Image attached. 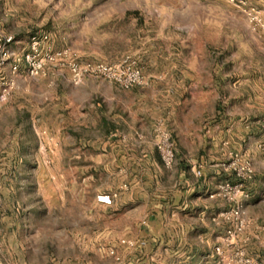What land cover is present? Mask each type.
<instances>
[{"label": "rangeland", "instance_id": "374dc122", "mask_svg": "<svg viewBox=\"0 0 264 264\" xmlns=\"http://www.w3.org/2000/svg\"><path fill=\"white\" fill-rule=\"evenodd\" d=\"M1 22L16 52L45 32L80 60L129 56L148 82L124 89L91 77L80 87L56 69L15 75L0 96V264H264V218L242 238L250 195L243 230L226 240L220 218L224 234L195 260L142 233L159 194L179 188L178 164L166 168L154 145L156 127L174 144L169 127L201 120L206 133L224 120L258 150L264 143V0H0ZM202 149L208 162L209 142ZM248 182L263 199L251 210L263 215L264 169L254 166Z\"/></svg>", "mask_w": 264, "mask_h": 264}, {"label": "crops", "instance_id": "0c3cea01", "mask_svg": "<svg viewBox=\"0 0 264 264\" xmlns=\"http://www.w3.org/2000/svg\"><path fill=\"white\" fill-rule=\"evenodd\" d=\"M90 78L87 77L80 84H74V86L82 87L88 82L89 84L97 82ZM53 108L57 111V104ZM138 113L144 120L146 115H149L144 108H139ZM102 116L105 117L103 113ZM170 131L175 146V162L179 168L176 179L179 188L177 187L169 196L159 194L162 196L157 197V201H154L150 206L151 212H157L147 220L146 229L142 233L148 242H164L166 246L171 247L170 251L176 244L180 245L176 250L180 252V256L184 257L186 261L195 260L196 253L208 245L211 237L215 236L217 240L225 231L226 224L219 223L217 220H220L219 214L228 208V203L219 197L216 191L218 185L223 181L234 180L233 175L222 166L227 161L229 153L239 151L244 158L254 164L257 173L264 169V160L261 159L256 143H253L254 140L249 135L245 140V136L240 133V129L235 123L231 126L224 120L216 121V123L207 126L206 133H204V126L199 120L193 125V128L188 130L169 127ZM135 134L136 137L142 138L141 134L137 132ZM241 138L243 141L238 142V139ZM207 142H209V155L206 158L208 162L203 161L204 156L200 154V150H203L202 148ZM255 186L252 182H248L246 187L250 193L246 204L249 225L242 233L244 241L254 236L246 235L247 229L252 226V221L257 222L264 218V214L256 215L251 210L252 205L260 206L263 201L256 197V188L259 185ZM213 216L216 217L213 218ZM159 217L163 219L159 220ZM154 222H156V231L150 227Z\"/></svg>", "mask_w": 264, "mask_h": 264}, {"label": "built area", "instance_id": "2783aa9c", "mask_svg": "<svg viewBox=\"0 0 264 264\" xmlns=\"http://www.w3.org/2000/svg\"><path fill=\"white\" fill-rule=\"evenodd\" d=\"M14 38L0 30V96L7 97L16 86L15 75L23 68L28 78H38L46 70L56 69L66 73L70 82L80 84L87 77H100L120 85L124 89L147 84V78L129 56L117 63L101 60H80L78 55L68 47L56 48L49 34L39 32L32 34L26 50L16 52L11 49ZM154 145L159 153L161 163L171 168L175 162L174 144L170 135L160 126L155 128ZM264 160V143L259 145ZM234 176V181H224L218 185L216 194L228 203V208L219 214L221 219L229 222L225 231L226 240L233 239L245 226L242 201L249 198L246 183L253 178L254 166L239 152H230L222 165ZM96 201L110 205L113 197L109 193H99ZM122 242H125L122 240ZM130 245L131 240H126ZM245 264H254L249 260H239Z\"/></svg>", "mask_w": 264, "mask_h": 264}]
</instances>
